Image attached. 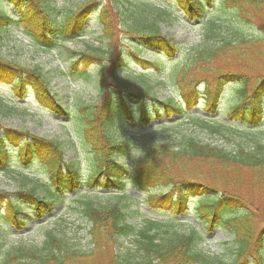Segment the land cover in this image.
Masks as SVG:
<instances>
[{"label": "trees", "instance_id": "1", "mask_svg": "<svg viewBox=\"0 0 264 264\" xmlns=\"http://www.w3.org/2000/svg\"><path fill=\"white\" fill-rule=\"evenodd\" d=\"M161 1L176 7L188 24L200 27L197 45L182 52L161 34L160 23L176 14L168 6H157L160 2L156 0H89L58 18L54 7L44 0H4L15 10L14 16L0 0V36L1 31L15 26L45 50L81 37L98 2L95 19L102 28L97 47L70 52L69 68L74 76L89 81L87 68L100 67L94 79L98 99L69 112L55 99L38 69L0 60V83L9 84L17 99L31 94L48 112L67 119L73 137L80 139L88 150L85 153L95 161L88 176L82 178L76 165L64 159L57 142L26 130L0 129V172L11 169L14 153L20 165L35 164L45 172L48 194L54 197H40L34 188L11 193L0 190V219L20 232L28 224L29 209L36 219H42L64 194L76 192L79 196L83 194L80 190L125 194L128 187L146 195L143 203L152 213L168 216L157 221L145 217L136 226L126 222L117 203L96 207L84 202L80 211L90 225L88 251L74 247L65 233L47 231L39 246L0 240V264H216L201 249L204 233L215 227L233 237L225 250L227 261L217 264H248V259L264 264V146L258 141L252 147L238 143L231 151L203 144L188 134L174 138L155 135L142 139L129 166L120 162L128 155L132 137L116 141L113 132H131L128 124L134 111L146 133L172 129L185 119L221 136L232 125L248 128L263 122L264 0ZM139 52L152 53L157 62L142 60ZM129 58L140 71L129 68ZM162 58L172 62L168 70L162 68L166 63ZM152 79L176 91L181 103L172 96L160 101L150 95ZM199 85L203 86L201 92ZM226 88L234 90L232 105L227 113L221 112L227 121L193 113L199 98L207 113L222 111L220 94ZM133 101H137L134 107L130 105ZM173 116L176 123L150 128L152 117L168 121ZM160 190L165 194H151ZM190 201H194L192 212L202 230L193 225L182 232L180 218L188 213ZM120 238L131 240L132 248L116 249Z\"/></svg>", "mask_w": 264, "mask_h": 264}, {"label": "rangeland", "instance_id": "2", "mask_svg": "<svg viewBox=\"0 0 264 264\" xmlns=\"http://www.w3.org/2000/svg\"><path fill=\"white\" fill-rule=\"evenodd\" d=\"M47 4L54 7L56 18L65 14L68 10H78L89 0H44ZM157 6H168L176 15L169 16L170 20L167 23H160V32L168 39L172 40L182 52L188 51L192 46L197 45L201 40L202 30L197 24H188L183 16L178 14L176 7L172 4H164L161 0H156ZM217 1V0H215ZM3 4L4 0H2ZM6 5V4H5ZM100 3L94 5V9L87 19L84 32L81 37L63 43L52 50H45L41 47L35 46L30 39L21 33V30L15 26H10L4 31H1L0 36V60L11 62L26 69H38L48 82L51 93L54 94L56 100L66 109H77L79 107L93 104L98 99V89L95 86V78L101 71L98 65H90L87 68V73L91 76L90 80H85L80 76H74L69 71L71 64L70 52H84L89 51L93 47L100 44L101 25L96 21V9ZM6 10L11 16H14L15 10L6 5ZM164 18V19H166ZM58 21V19H57ZM123 33L121 32V35ZM124 37V36H123ZM124 49H128V45L124 44ZM142 60L147 62H157L155 55L149 52H139ZM163 56V55H162ZM164 57V56H163ZM129 60V68L132 71H140V67L131 58ZM166 61L162 68L168 70L172 62L165 58ZM150 95H155L158 100H164L169 96H177L176 91H170L165 88L164 83H160L154 79L149 82ZM232 91L228 88L224 89L221 95L222 111L219 110L216 118L225 120L222 113H227V107L232 103ZM0 102L1 104H17L13 108H4L0 105V127L26 130L29 133L43 137L48 140L57 142L64 152V159L73 162L76 165L83 178H86L94 166V159L87 155L86 147H82L80 139H74L71 128L67 121L55 117L42 107H40L33 100L32 96H28L25 100H18L12 93L10 85L0 83ZM131 106H136L137 102L133 101ZM202 101L194 111V114L200 115L202 112L200 108ZM12 107V106H10ZM221 108V107H220ZM134 119L130 123L129 128L131 132H120L116 129L113 132L116 141L124 140L127 137H132L129 141V151L125 160L120 162L129 166L136 156V150L141 144L142 139L154 137L174 138L178 134H188L194 136L203 144L221 147L225 150L233 151V148L239 145L252 147L258 141L264 146V124L257 128H248L232 125L224 135L210 134L205 130L197 127L195 121L190 119L182 120L177 126L172 129L165 130H151L147 133L141 131V125L138 121V113L134 111ZM201 116V115H200ZM213 117V116H210ZM174 118L166 121L163 118L160 120L151 118V128L162 125L165 122L176 123ZM113 127H117L113 125ZM140 132V133H135ZM146 133V134H145ZM11 169L1 173L0 172V190L6 192H14L18 189L34 188L35 193L44 197L47 200H53L48 194L49 181L47 175L43 170L35 164L24 167L17 162L14 153L11 154ZM22 176L26 179H22ZM83 194L76 199L74 195L64 194L63 199L55 202L52 212H47L42 219H36L29 209L27 211L28 224L20 232L12 229L9 224L4 223L0 219V240H5L8 244H21L26 246H39L43 241V235L47 231L54 233H65L74 247L88 251L90 249L88 231L90 229L89 223L83 218L81 214L80 204L84 202H92L96 207H106L112 204H119L122 207L123 213L126 215V222L128 224L138 225L146 218L151 220H159L167 218L168 216L162 212H154L143 204L144 195L140 194L130 187H128L125 194H106L102 191H82ZM53 193V191H52ZM159 192H154L157 194ZM194 201H190L188 205V214L180 218V231L187 232L190 226L197 225L201 228L197 216L192 212ZM29 208L28 205H25ZM203 232V231H202ZM205 241L201 244L202 251L217 264L218 261H223L226 255V248L232 242L222 229L215 227L211 232L204 233ZM228 243L227 247H225ZM132 248V242L129 239L120 238L116 245V249Z\"/></svg>", "mask_w": 264, "mask_h": 264}]
</instances>
